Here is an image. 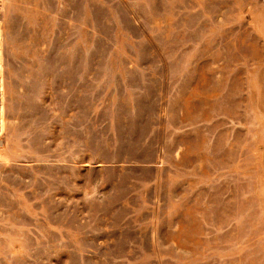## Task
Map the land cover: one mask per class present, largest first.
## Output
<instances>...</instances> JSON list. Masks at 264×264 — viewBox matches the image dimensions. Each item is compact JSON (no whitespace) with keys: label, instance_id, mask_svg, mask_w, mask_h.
Returning a JSON list of instances; mask_svg holds the SVG:
<instances>
[{"label":"rangeland","instance_id":"1","mask_svg":"<svg viewBox=\"0 0 264 264\" xmlns=\"http://www.w3.org/2000/svg\"><path fill=\"white\" fill-rule=\"evenodd\" d=\"M0 264H264V0H4Z\"/></svg>","mask_w":264,"mask_h":264},{"label":"built area","instance_id":"2","mask_svg":"<svg viewBox=\"0 0 264 264\" xmlns=\"http://www.w3.org/2000/svg\"><path fill=\"white\" fill-rule=\"evenodd\" d=\"M3 3H4V0H0V9L2 8Z\"/></svg>","mask_w":264,"mask_h":264}]
</instances>
